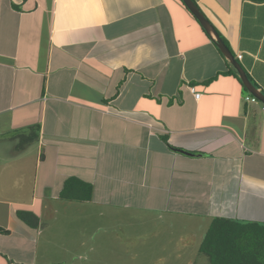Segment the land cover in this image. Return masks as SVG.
<instances>
[{
	"label": "crops",
	"instance_id": "0c3cea01",
	"mask_svg": "<svg viewBox=\"0 0 264 264\" xmlns=\"http://www.w3.org/2000/svg\"><path fill=\"white\" fill-rule=\"evenodd\" d=\"M194 1L264 93V0ZM248 94L182 0H0V264H98L102 241L123 248L98 232L126 216L168 213L200 241L214 216L264 221V102ZM70 178L91 200L61 196Z\"/></svg>",
	"mask_w": 264,
	"mask_h": 264
},
{
	"label": "trees",
	"instance_id": "16d2710c",
	"mask_svg": "<svg viewBox=\"0 0 264 264\" xmlns=\"http://www.w3.org/2000/svg\"><path fill=\"white\" fill-rule=\"evenodd\" d=\"M215 29L231 50L227 39ZM14 137L19 139L14 151L20 152L38 139L39 126L30 125ZM92 189L91 184L70 178L65 181L61 196L89 201ZM16 216L31 229L40 226L38 215L30 209H18ZM199 252L207 257L208 264H264V221L214 216L202 232Z\"/></svg>",
	"mask_w": 264,
	"mask_h": 264
},
{
	"label": "rangeland",
	"instance_id": "374dc122",
	"mask_svg": "<svg viewBox=\"0 0 264 264\" xmlns=\"http://www.w3.org/2000/svg\"><path fill=\"white\" fill-rule=\"evenodd\" d=\"M109 218L102 216L98 222L105 224ZM124 218L125 227H114L120 222V219H114L112 227L102 228L98 232H106L116 239L114 243L123 246L114 248L109 240L102 241L103 246L97 247L98 264H104V260H108V264H208L207 257L199 252L201 232H198V225L191 230L186 225L183 230L178 227L170 230L168 213H161L148 227L147 220L131 223L128 220L133 219V216ZM139 218L145 219L146 216L142 214ZM110 247L113 252L103 256V252H108ZM75 261V264H84L82 259Z\"/></svg>",
	"mask_w": 264,
	"mask_h": 264
},
{
	"label": "water",
	"instance_id": "95a60500",
	"mask_svg": "<svg viewBox=\"0 0 264 264\" xmlns=\"http://www.w3.org/2000/svg\"><path fill=\"white\" fill-rule=\"evenodd\" d=\"M185 5L189 8V10L195 15V17L199 20L205 31L211 36L212 39L215 40L218 47L227 57V59L231 62L234 68L237 70L243 84L248 88V90L255 95L260 101L264 102V93L258 90V88L253 84L250 80L247 72L241 65V63L237 60L234 53L229 49V47L222 40L220 35L217 33L214 25L210 22V20L206 17L203 11L198 7L194 0H183ZM189 153V152H186Z\"/></svg>",
	"mask_w": 264,
	"mask_h": 264
},
{
	"label": "built area",
	"instance_id": "2783aa9c",
	"mask_svg": "<svg viewBox=\"0 0 264 264\" xmlns=\"http://www.w3.org/2000/svg\"><path fill=\"white\" fill-rule=\"evenodd\" d=\"M239 57H241V56H239ZM190 90L194 94L195 98L199 99L201 97L202 94L199 91H197L194 86H190ZM245 100H246V102H255L258 100V98L253 94H248L245 97Z\"/></svg>",
	"mask_w": 264,
	"mask_h": 264
}]
</instances>
